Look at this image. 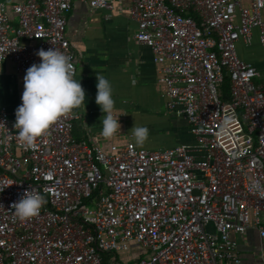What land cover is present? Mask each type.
<instances>
[{"label": "built area", "instance_id": "obj_1", "mask_svg": "<svg viewBox=\"0 0 264 264\" xmlns=\"http://www.w3.org/2000/svg\"><path fill=\"white\" fill-rule=\"evenodd\" d=\"M85 1L112 10L125 0ZM72 7L22 0L15 23L0 3V64L26 74L40 49L57 48L75 77ZM129 13L195 148L150 150L131 138L104 152L74 139V109L25 148L16 111L0 102V264H241L234 234L256 228L264 239V86L237 50L255 37L264 50V0H129ZM26 189L46 203L20 220L12 205Z\"/></svg>", "mask_w": 264, "mask_h": 264}, {"label": "crops", "instance_id": "obj_2", "mask_svg": "<svg viewBox=\"0 0 264 264\" xmlns=\"http://www.w3.org/2000/svg\"><path fill=\"white\" fill-rule=\"evenodd\" d=\"M21 1L0 0L15 23L17 17L12 7ZM72 3L66 35L75 52L74 78L86 91L85 101L74 109L81 116L73 130L74 139L109 152L113 145H124L131 140L129 132L136 122L150 129L149 140L141 148L155 150L179 144L195 148L187 121L171 114L167 108L162 66L155 61L151 49L135 39L137 23L130 17L129 0L115 4L112 10L92 9L85 0H72ZM254 44L259 45L256 37ZM251 47L239 42L238 55L253 64L262 77L264 51H252ZM96 72L111 82L116 109L122 115L121 132L110 141L100 136L103 113L95 100ZM25 75L18 74L11 61L0 64V102L11 112L19 106ZM234 237L239 243L237 253L241 264H264V239L256 228Z\"/></svg>", "mask_w": 264, "mask_h": 264}, {"label": "clouds", "instance_id": "obj_3", "mask_svg": "<svg viewBox=\"0 0 264 264\" xmlns=\"http://www.w3.org/2000/svg\"><path fill=\"white\" fill-rule=\"evenodd\" d=\"M37 55L41 60L26 70L22 104L15 112L14 128L25 148L34 147L38 137L45 135L61 117L82 105L86 98L84 87L73 76L70 56L57 48L40 49ZM96 79L95 100L103 113L100 136L110 141L121 132L122 115H118L109 79L98 72ZM129 134L137 147H143L149 140L150 129L135 122ZM45 203L43 194L36 189H26L12 208L18 219L26 220L37 216Z\"/></svg>", "mask_w": 264, "mask_h": 264}, {"label": "rangeland", "instance_id": "obj_4", "mask_svg": "<svg viewBox=\"0 0 264 264\" xmlns=\"http://www.w3.org/2000/svg\"><path fill=\"white\" fill-rule=\"evenodd\" d=\"M257 38V37H256ZM258 43H259V41H258ZM255 45V44H254ZM252 48V49H251ZM250 49L252 50V51H259V50H262V51H264L263 49H262V47H261V45H260V43H259V45H255V46H252ZM250 49H247V50H250ZM259 49V50H258ZM264 53V52H263ZM263 55V54H262ZM262 57V56H261ZM259 68V70H260V67H258ZM253 82L256 84V85H260V86H264V76H262V77H259V76H257V77H255L254 79H253ZM3 105V104H2ZM4 106V105H3ZM4 107H6V106H4ZM7 108V107H6ZM134 248V251L135 252H144V248H141L140 246H134L133 247Z\"/></svg>", "mask_w": 264, "mask_h": 264}, {"label": "trees", "instance_id": "obj_5", "mask_svg": "<svg viewBox=\"0 0 264 264\" xmlns=\"http://www.w3.org/2000/svg\"><path fill=\"white\" fill-rule=\"evenodd\" d=\"M229 88H230V83L228 80H225L224 84H223V87H222V90H223V98H226L228 96V91H229Z\"/></svg>", "mask_w": 264, "mask_h": 264}]
</instances>
